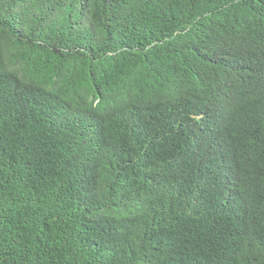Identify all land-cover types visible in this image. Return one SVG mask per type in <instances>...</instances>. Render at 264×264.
Wrapping results in <instances>:
<instances>
[{"label":"trees","instance_id":"16d2710c","mask_svg":"<svg viewBox=\"0 0 264 264\" xmlns=\"http://www.w3.org/2000/svg\"><path fill=\"white\" fill-rule=\"evenodd\" d=\"M263 84L264 0H0V264H264Z\"/></svg>","mask_w":264,"mask_h":264},{"label":"clouds","instance_id":"9594fccd","mask_svg":"<svg viewBox=\"0 0 264 264\" xmlns=\"http://www.w3.org/2000/svg\"><path fill=\"white\" fill-rule=\"evenodd\" d=\"M239 37L241 36V32H231L230 36ZM220 59L216 60L219 61ZM204 78V72H201L198 76V81ZM197 84V83H196ZM245 86V84H244ZM249 87V85L247 86ZM218 92H197L195 91L188 98V102L192 101L194 98L200 95H205L207 93L211 94L208 104L201 110L195 111L196 112V119L201 120L203 123V133L204 137L208 141L209 145L212 149L227 159L232 161L235 164H238L235 155L228 156L226 154V148L223 143L222 133L225 132V122L227 119L231 117V115L238 109L240 106H236L232 103L233 95L230 92H227L220 87V79L218 81ZM251 92L255 91H263L264 92V84L261 87H249ZM187 102V103H188ZM223 108V109H220ZM193 115V114H191Z\"/></svg>","mask_w":264,"mask_h":264}]
</instances>
